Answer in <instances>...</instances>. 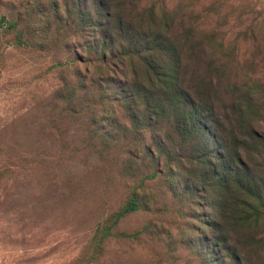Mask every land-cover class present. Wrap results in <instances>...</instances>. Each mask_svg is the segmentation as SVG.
<instances>
[{
  "label": "rangeland",
  "instance_id": "obj_1",
  "mask_svg": "<svg viewBox=\"0 0 264 264\" xmlns=\"http://www.w3.org/2000/svg\"><path fill=\"white\" fill-rule=\"evenodd\" d=\"M136 9L114 44L103 0H0V264H264V114L240 123L227 98L217 120L209 86L132 74L139 39L185 22L264 87V0Z\"/></svg>",
  "mask_w": 264,
  "mask_h": 264
},
{
  "label": "trees",
  "instance_id": "obj_2",
  "mask_svg": "<svg viewBox=\"0 0 264 264\" xmlns=\"http://www.w3.org/2000/svg\"><path fill=\"white\" fill-rule=\"evenodd\" d=\"M144 1L146 0H103L106 13L108 10V21L104 18V26L110 28L111 33L110 31L108 33L112 38L107 39L108 42L117 44L126 40L113 39L114 32L117 33L126 24L127 15L134 16L137 12L136 5ZM157 14V10H154L152 17L156 19ZM135 16L138 17V15ZM13 26L15 27V24ZM128 27L130 31L138 27V34L145 36L143 29L146 26L142 22L141 25L138 21L129 22ZM177 29L178 31L172 32L170 36L165 37L160 32L150 31L149 39H139L140 48L135 53L137 61L132 60L133 81L142 86L147 83L161 85L174 93L180 91L181 96L185 95L192 101L202 96L201 93L192 94V89L200 85L209 86L210 94L205 96L204 104L198 107L196 105V108H199V112L212 114L217 120L220 114L216 109V102H224L227 98L232 101V113L240 123L254 121L256 117L262 116L264 114V87L260 84L257 73L241 71L244 74L243 78L247 79L245 83H242L241 79L239 80L241 73H235L233 65L236 63L231 58L232 54L225 44H218L216 39L210 37L197 39L196 35L200 33L193 25L186 27L185 22H182ZM249 32L254 33L256 29L251 28ZM168 62L176 67V72L169 68L166 69ZM202 70L205 73H199ZM208 102L211 104L207 105ZM195 114L197 110L193 109L191 115ZM241 129L244 130V128ZM252 133L253 138L256 139L259 133L254 130ZM239 138L242 139L240 135H237L236 139ZM247 140L248 134H246V139H242L243 148L247 149L248 154L246 155H252L251 149L259 150V145L252 143L250 147ZM255 185L250 184V191L253 193L252 200L260 199L258 195L262 197ZM136 208V200H132L128 207L117 214V220Z\"/></svg>",
  "mask_w": 264,
  "mask_h": 264
}]
</instances>
